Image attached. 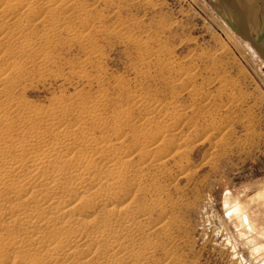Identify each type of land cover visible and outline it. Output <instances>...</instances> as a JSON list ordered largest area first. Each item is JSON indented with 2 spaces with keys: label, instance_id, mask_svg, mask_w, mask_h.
Segmentation results:
<instances>
[{
  "label": "bare ground",
  "instance_id": "bare-ground-1",
  "mask_svg": "<svg viewBox=\"0 0 264 264\" xmlns=\"http://www.w3.org/2000/svg\"><path fill=\"white\" fill-rule=\"evenodd\" d=\"M89 9L81 0H0V264H151L152 211L136 200L161 187L170 162L182 179L190 175L188 110L171 113L138 95L143 119L124 108L110 118L103 93L63 94L44 108L22 95L29 68L56 75L53 49L64 36L84 48L82 70L99 56L90 34L101 23ZM255 199L264 205V189ZM224 209L245 232L264 238L248 203L228 194Z\"/></svg>",
  "mask_w": 264,
  "mask_h": 264
},
{
  "label": "rangeland",
  "instance_id": "rangeland-1",
  "mask_svg": "<svg viewBox=\"0 0 264 264\" xmlns=\"http://www.w3.org/2000/svg\"><path fill=\"white\" fill-rule=\"evenodd\" d=\"M81 3L101 23L90 34L99 56L82 70L84 48L64 36L53 49L56 75L42 77L37 67L29 68L22 95L44 108L63 94L103 93L110 118L124 108L143 119L138 95L171 113L188 110L183 136L193 147L190 175L182 179L170 162L161 187L136 200L152 211L146 221L155 243L151 264H264V238L245 232L224 209L228 194L239 197L264 228L263 201H250L264 189L263 64L238 37L227 38L226 25L204 0ZM205 101L210 104L202 109Z\"/></svg>",
  "mask_w": 264,
  "mask_h": 264
},
{
  "label": "water",
  "instance_id": "water-1",
  "mask_svg": "<svg viewBox=\"0 0 264 264\" xmlns=\"http://www.w3.org/2000/svg\"><path fill=\"white\" fill-rule=\"evenodd\" d=\"M264 62V0H204Z\"/></svg>",
  "mask_w": 264,
  "mask_h": 264
}]
</instances>
